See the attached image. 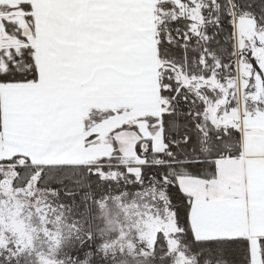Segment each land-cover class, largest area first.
<instances>
[{
    "label": "snow or ice",
    "instance_id": "6c2138e0",
    "mask_svg": "<svg viewBox=\"0 0 264 264\" xmlns=\"http://www.w3.org/2000/svg\"><path fill=\"white\" fill-rule=\"evenodd\" d=\"M9 185L0 264H264V0H0Z\"/></svg>",
    "mask_w": 264,
    "mask_h": 264
},
{
    "label": "rangeland",
    "instance_id": "374dc122",
    "mask_svg": "<svg viewBox=\"0 0 264 264\" xmlns=\"http://www.w3.org/2000/svg\"><path fill=\"white\" fill-rule=\"evenodd\" d=\"M0 202L3 205V211L0 212V235L6 234L5 239H15L12 230L26 226L33 237L34 251L38 254L42 253L45 258L55 261V254L50 251L49 241L44 236L45 224L41 216L46 208L43 203L37 205L36 200H29L26 195H16V191L10 185L6 189L0 190ZM38 206L41 208L40 212L34 210ZM9 210L14 213L11 217L9 216ZM47 218L54 219L55 214L49 210ZM119 219L123 220V217ZM112 228L116 232L119 231L118 224H114ZM64 242V240H61V245Z\"/></svg>",
    "mask_w": 264,
    "mask_h": 264
},
{
    "label": "trees",
    "instance_id": "16d2710c",
    "mask_svg": "<svg viewBox=\"0 0 264 264\" xmlns=\"http://www.w3.org/2000/svg\"><path fill=\"white\" fill-rule=\"evenodd\" d=\"M115 231V230H114Z\"/></svg>",
    "mask_w": 264,
    "mask_h": 264
}]
</instances>
